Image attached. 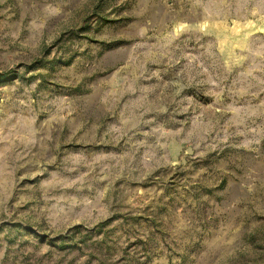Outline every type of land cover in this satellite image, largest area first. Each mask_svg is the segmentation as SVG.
<instances>
[{
	"label": "rangeland",
	"instance_id": "obj_1",
	"mask_svg": "<svg viewBox=\"0 0 264 264\" xmlns=\"http://www.w3.org/2000/svg\"><path fill=\"white\" fill-rule=\"evenodd\" d=\"M0 264H264V0H0Z\"/></svg>",
	"mask_w": 264,
	"mask_h": 264
}]
</instances>
